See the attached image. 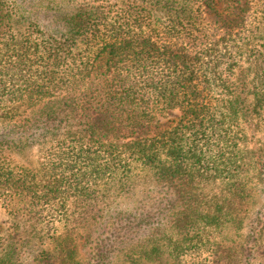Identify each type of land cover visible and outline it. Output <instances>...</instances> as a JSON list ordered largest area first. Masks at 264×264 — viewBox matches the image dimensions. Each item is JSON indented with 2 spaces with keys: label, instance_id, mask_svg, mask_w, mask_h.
<instances>
[{
  "label": "trees",
  "instance_id": "1",
  "mask_svg": "<svg viewBox=\"0 0 264 264\" xmlns=\"http://www.w3.org/2000/svg\"><path fill=\"white\" fill-rule=\"evenodd\" d=\"M120 1L118 10H109L73 6L72 0H0V108L23 97L64 93L26 118L21 135H32L37 123L77 122L80 129L67 133L78 136L77 157H92V164L78 166L66 189L75 182L72 188L81 195L88 177H113L116 164L108 172L106 164H94L96 154L82 153L104 148L110 161L118 152L113 140H122L123 173L129 162L138 163L171 186L164 215L178 234L168 241L174 259L205 253L198 264H252L257 252L264 262V212L254 214L243 244L226 245L214 236L228 223L240 227L244 179L259 171L264 181V0ZM174 107L182 113L176 126L170 119L153 122L156 110ZM253 117L263 142L248 149L242 132ZM3 183L9 190L0 189V195L30 197L11 208L13 215L33 213L32 224L53 223L42 214L48 201L39 203L25 174L2 172ZM149 211L131 212L136 227L145 228ZM90 216L94 224V212ZM110 225L106 238L97 236L92 244L87 231L85 264H105L114 249L130 242L131 236ZM1 230L0 264H25L19 252L27 245L14 246V236L6 238ZM49 237L27 264H79L68 239ZM159 248L152 244L139 257L131 255L130 263L163 259Z\"/></svg>",
  "mask_w": 264,
  "mask_h": 264
},
{
  "label": "rangeland",
  "instance_id": "2",
  "mask_svg": "<svg viewBox=\"0 0 264 264\" xmlns=\"http://www.w3.org/2000/svg\"><path fill=\"white\" fill-rule=\"evenodd\" d=\"M75 4L89 7L98 6L109 10H118L121 7L120 0H72V5ZM72 5L69 6L72 8ZM108 21L110 22V20ZM80 48H82L81 45ZM85 54L91 61L92 52L86 50ZM61 95L64 93L52 91L40 96L33 95L31 100L30 98L26 100V97H23L21 100H15L12 104L0 108V173L17 172L25 174L26 179L33 182L35 188L33 192L41 196L38 198L39 203L48 201L42 213L44 216L47 215L45 220L53 221L49 225H45V223L37 225L32 224L35 220L31 218L33 213L13 215L11 208L15 209L18 204L21 206L23 203H28L30 197L21 201L22 197L19 196L13 195L6 198L2 194L0 195L1 231L5 232L6 238L11 235L14 236L10 241H15L13 242L14 246L21 247V242L27 245L21 247L20 252L18 251L21 260L25 264L33 260L35 251L48 244L41 242H49V236L53 235L65 240L68 239L69 245L75 246V258L77 257L79 264H85L83 243L87 231H92L89 240L92 244L91 242L97 236L106 238L107 234L111 232L109 229L112 222L115 232L119 230L120 234H128L131 238L128 244L114 249L106 259L105 264H131L132 256L140 255L139 252L144 249V251L150 250L152 244L160 246V251H163V259L160 257L150 261L142 259L135 264H198L207 254L203 253L199 256L186 253L177 259L170 255L173 246H168V241L169 239L174 241L175 235H178L172 229L173 222H169L164 215V212L171 207L166 197L171 186L156 181L147 168L138 163L129 162L130 170L123 173V167L119 160L126 159L127 155L123 152L122 140H113V147L118 148V152H113L114 158L110 161L108 160L111 153L106 152L104 148L96 153L89 151L82 153V155L96 154L94 164L99 168H102L100 165L106 164L110 167L108 172L114 169L116 164L117 173L113 177L106 173L105 177L97 181H91V176L88 177V188L81 191L80 195L79 191L72 188L75 182H72L70 187L66 189L67 183L75 179V173L78 172L76 168L83 165L87 166L92 158L86 159L84 162L79 159L80 157H77L81 155L77 152L76 138L78 136L67 133L68 128H71L73 132L80 129L77 122L74 120L66 123V126L64 121L59 126H55L60 119L46 121L45 124L37 123L39 128L33 126L32 135L29 137L26 135V139L25 136L21 135L23 130L21 124L25 122V119L44 104L52 103L55 99L61 98ZM156 111L158 112H154L153 122H165L170 119L173 120V126L177 125V120L182 115L176 107ZM250 123L253 125L244 123L242 134L245 143L243 144L248 149L260 148L263 142V133L256 127L257 121L254 120V117L251 118ZM109 144L110 141L107 140L104 147H108ZM93 154L92 156H94ZM91 168L93 167L89 165V169ZM53 172H56L57 176L54 177ZM262 176L263 174L259 171H252L244 179L247 186V196L246 204L239 212L240 227L228 223L224 228L218 230L217 236L214 234L219 241L226 245H236L238 242L243 244L244 239H247V233L253 227L254 214L264 212V181ZM61 177H63L62 184L57 182V180L62 181ZM57 186L61 187L60 191L56 189ZM0 189L9 190L6 183L0 184ZM5 204H8L7 207ZM141 209L150 210V216H148L150 219L144 222L145 228L143 230L141 227L135 226L137 222L136 213H131L134 210L139 212ZM89 210L92 211L89 212ZM173 210L172 207L171 211ZM93 212L94 224L91 223L93 220L90 219V214ZM67 219L70 221L69 227L65 224ZM40 221L42 222L41 217ZM51 225L54 226L53 229H49ZM138 228L140 230L139 235L136 233ZM137 237L142 238L143 241ZM99 240L101 239L99 238ZM167 255H169L168 260H164ZM252 264H264L257 252H254Z\"/></svg>",
  "mask_w": 264,
  "mask_h": 264
}]
</instances>
